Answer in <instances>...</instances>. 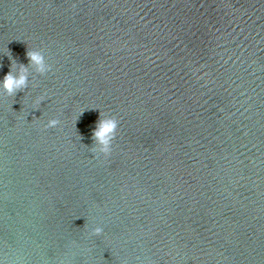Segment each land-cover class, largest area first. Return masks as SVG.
<instances>
[{"label": "water", "instance_id": "1", "mask_svg": "<svg viewBox=\"0 0 264 264\" xmlns=\"http://www.w3.org/2000/svg\"><path fill=\"white\" fill-rule=\"evenodd\" d=\"M29 47L52 70L0 91V264H264V0H0V80Z\"/></svg>", "mask_w": 264, "mask_h": 264}, {"label": "clouds", "instance_id": "2", "mask_svg": "<svg viewBox=\"0 0 264 264\" xmlns=\"http://www.w3.org/2000/svg\"><path fill=\"white\" fill-rule=\"evenodd\" d=\"M11 60L10 71L4 75L0 80V91L5 95L14 97L17 92L24 91L29 87V76L32 73L45 75L52 70V65L48 63L45 52L40 47H29L26 56L28 64L18 63L16 59L12 58L11 53L7 54ZM33 79L35 77L33 76ZM45 95L37 97L34 109H38L42 101L45 100ZM83 110L81 111V113ZM80 113V114H81ZM34 119H38L33 117ZM60 124L58 118H51L43 125L45 129L55 128ZM119 128V120L115 115H110L107 112L100 111V118L98 119L95 128L92 132V145L89 147L94 158L100 156L108 157L113 151V142L116 139ZM103 233L101 226H96L92 229V234L99 236Z\"/></svg>", "mask_w": 264, "mask_h": 264}]
</instances>
